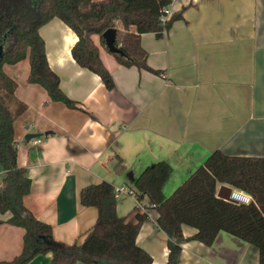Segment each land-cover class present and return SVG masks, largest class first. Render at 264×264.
<instances>
[{"label": "crops", "instance_id": "0c3cea01", "mask_svg": "<svg viewBox=\"0 0 264 264\" xmlns=\"http://www.w3.org/2000/svg\"><path fill=\"white\" fill-rule=\"evenodd\" d=\"M183 7V19L164 38L142 36L148 66L161 76L122 66L100 47L113 90L76 63L71 49L78 38L66 23L44 25L39 34L49 67L79 109L29 84V60L3 67L26 106L14 124L18 165L32 181L24 203L52 226L57 241L82 244L95 225L97 210L80 202L84 188L107 181L134 190V180L158 162L173 167L167 197L171 181L184 183L204 165L218 192L240 190L264 213V0H176L171 13ZM94 41L99 46L100 36ZM35 133L40 136L27 142ZM3 175L0 164V184ZM117 201L118 216L137 224V200L122 194ZM147 215L137 245L152 264H167L168 236L158 227V212ZM11 216L0 214V262L22 254L24 229L9 224ZM182 232L188 240L177 264H260L257 247L226 232L210 247L191 239L196 229L183 226ZM51 259L39 255L29 264Z\"/></svg>", "mask_w": 264, "mask_h": 264}, {"label": "trees", "instance_id": "16d2710c", "mask_svg": "<svg viewBox=\"0 0 264 264\" xmlns=\"http://www.w3.org/2000/svg\"><path fill=\"white\" fill-rule=\"evenodd\" d=\"M171 4V0H0V164L4 171L0 214L10 211L8 223L24 229L22 254L0 264H29L39 255L48 254H52L49 264H152L150 254L137 245L148 215L137 210V224L119 217L115 187L107 181L90 184L80 192L81 205L95 208L98 218L82 244L57 241L52 226L35 218L24 203L31 193L32 181L28 170L18 165L14 130L15 120L26 106L16 99L17 85L3 67L29 60V84L44 87L50 100L79 109L63 92L59 76L49 67L39 30L53 19L66 23L78 38L71 49L76 63L97 74L106 88L113 90L116 85L102 60L100 47L122 66L161 76L160 71L148 66L149 55L141 40L149 33L162 39L175 22L183 19L188 7L161 23L163 10ZM110 29L116 30L115 47L123 54L108 51L102 34ZM95 36H100L99 46ZM172 173L170 164L158 162L133 182L135 197L156 205L158 227L168 236L167 264H177L180 259L181 245L188 240L183 226L196 229L191 239L208 247L221 232L239 238L258 248L259 263L264 264V213L255 202L240 205L218 198V180L204 165L167 197L165 188Z\"/></svg>", "mask_w": 264, "mask_h": 264}, {"label": "built area", "instance_id": "2783aa9c", "mask_svg": "<svg viewBox=\"0 0 264 264\" xmlns=\"http://www.w3.org/2000/svg\"><path fill=\"white\" fill-rule=\"evenodd\" d=\"M175 1L176 0H171L172 4ZM172 4L163 10L161 20H160L162 24H165L171 18L170 16L172 15V13H171ZM122 194H128V195H131L132 197H134L135 200H137V210H139L141 213L147 214V212L149 210H154L156 208V205L151 203L150 201L147 202V201H145L146 199L139 200L138 198H136L135 197V191L130 189L127 186H120V188H115L116 199H119ZM229 198H230V202H233L235 204L249 205V204L253 203L252 198L247 196L245 193H243L240 190L231 191Z\"/></svg>", "mask_w": 264, "mask_h": 264}, {"label": "water", "instance_id": "95a60500", "mask_svg": "<svg viewBox=\"0 0 264 264\" xmlns=\"http://www.w3.org/2000/svg\"><path fill=\"white\" fill-rule=\"evenodd\" d=\"M103 38L105 40L106 46L108 48V51H110L113 54H123V51H121L119 48L115 47V42H116V30L114 29H110L105 31L103 34ZM40 134H27L26 137V141L27 142H31L32 140H35V138L39 137ZM230 193L231 190L226 188V187H222L220 189V191L217 194L218 198H222L225 199L227 201H230Z\"/></svg>", "mask_w": 264, "mask_h": 264}, {"label": "rangeland", "instance_id": "374dc122", "mask_svg": "<svg viewBox=\"0 0 264 264\" xmlns=\"http://www.w3.org/2000/svg\"><path fill=\"white\" fill-rule=\"evenodd\" d=\"M25 63L29 65V61H27ZM175 181L176 182L171 181L170 186H168V188L166 190V192H167V194H169V196L177 189V187H179L183 183V182H177V180H175Z\"/></svg>", "mask_w": 264, "mask_h": 264}, {"label": "bare ground", "instance_id": "6f19581e", "mask_svg": "<svg viewBox=\"0 0 264 264\" xmlns=\"http://www.w3.org/2000/svg\"><path fill=\"white\" fill-rule=\"evenodd\" d=\"M241 205V204H240Z\"/></svg>", "mask_w": 264, "mask_h": 264}]
</instances>
